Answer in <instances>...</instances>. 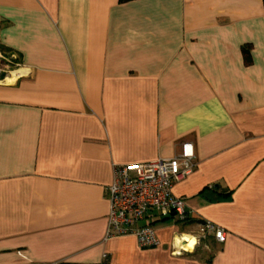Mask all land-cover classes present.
<instances>
[{"label":"crops","instance_id":"crops-1","mask_svg":"<svg viewBox=\"0 0 264 264\" xmlns=\"http://www.w3.org/2000/svg\"><path fill=\"white\" fill-rule=\"evenodd\" d=\"M0 48V264H264V0H0ZM184 143L189 219L107 237L114 165Z\"/></svg>","mask_w":264,"mask_h":264},{"label":"built area","instance_id":"built-area-1","mask_svg":"<svg viewBox=\"0 0 264 264\" xmlns=\"http://www.w3.org/2000/svg\"><path fill=\"white\" fill-rule=\"evenodd\" d=\"M14 58V53L0 48V83L14 71L23 70L21 65L11 70ZM194 159L192 144L184 143L181 152L169 158L114 165L112 182L105 189L109 206L106 236L131 234L141 247H149L157 243L155 232L150 225H139L149 210L173 216L178 222L187 221L190 216L184 199L174 195L172 187L192 172ZM196 234L201 238L212 236L219 243L226 238L225 229L211 221L199 222Z\"/></svg>","mask_w":264,"mask_h":264},{"label":"bare ground","instance_id":"bare-ground-1","mask_svg":"<svg viewBox=\"0 0 264 264\" xmlns=\"http://www.w3.org/2000/svg\"><path fill=\"white\" fill-rule=\"evenodd\" d=\"M21 73H23V70H18V71H14L12 74H10V75H17V74H21ZM9 77V76H8ZM183 240L184 241H188V243L190 244H193L194 243V238L192 237V236H188V235H185L184 237H183Z\"/></svg>","mask_w":264,"mask_h":264},{"label":"rangeland","instance_id":"rangeland-1","mask_svg":"<svg viewBox=\"0 0 264 264\" xmlns=\"http://www.w3.org/2000/svg\"><path fill=\"white\" fill-rule=\"evenodd\" d=\"M8 57H10V56L8 55ZM18 68H20V61L18 60V58H14L13 59V66L11 67V70H16Z\"/></svg>","mask_w":264,"mask_h":264},{"label":"trees","instance_id":"trees-1","mask_svg":"<svg viewBox=\"0 0 264 264\" xmlns=\"http://www.w3.org/2000/svg\"><path fill=\"white\" fill-rule=\"evenodd\" d=\"M120 2H127V1H131V0H119ZM243 53H244V56L247 55L248 53V49L246 47H243Z\"/></svg>","mask_w":264,"mask_h":264}]
</instances>
